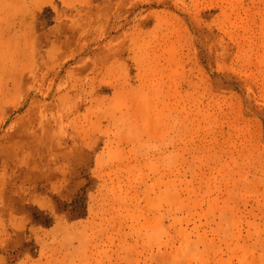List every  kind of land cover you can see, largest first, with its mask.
I'll return each instance as SVG.
<instances>
[{"label":"rangeland","instance_id":"374dc122","mask_svg":"<svg viewBox=\"0 0 264 264\" xmlns=\"http://www.w3.org/2000/svg\"><path fill=\"white\" fill-rule=\"evenodd\" d=\"M0 264H264V0H0Z\"/></svg>","mask_w":264,"mask_h":264}]
</instances>
